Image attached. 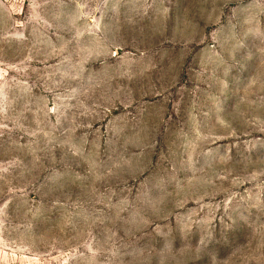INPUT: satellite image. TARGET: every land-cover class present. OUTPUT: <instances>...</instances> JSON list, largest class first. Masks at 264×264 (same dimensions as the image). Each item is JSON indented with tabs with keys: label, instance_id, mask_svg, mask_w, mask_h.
<instances>
[{
	"label": "rangeland",
	"instance_id": "374dc122",
	"mask_svg": "<svg viewBox=\"0 0 264 264\" xmlns=\"http://www.w3.org/2000/svg\"><path fill=\"white\" fill-rule=\"evenodd\" d=\"M0 264H264V0H0Z\"/></svg>",
	"mask_w": 264,
	"mask_h": 264
}]
</instances>
